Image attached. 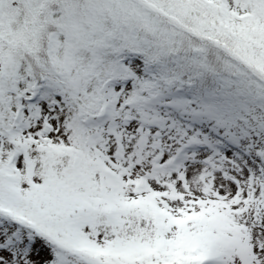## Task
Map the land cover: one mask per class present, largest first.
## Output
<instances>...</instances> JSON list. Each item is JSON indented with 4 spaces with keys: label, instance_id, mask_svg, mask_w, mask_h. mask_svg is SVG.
Instances as JSON below:
<instances>
[{
    "label": "snow or ice",
    "instance_id": "1",
    "mask_svg": "<svg viewBox=\"0 0 264 264\" xmlns=\"http://www.w3.org/2000/svg\"><path fill=\"white\" fill-rule=\"evenodd\" d=\"M0 264H264V0H0Z\"/></svg>",
    "mask_w": 264,
    "mask_h": 264
}]
</instances>
